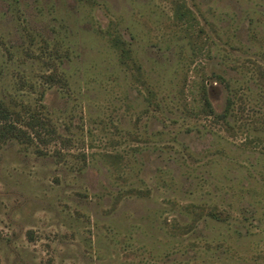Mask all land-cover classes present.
Here are the masks:
<instances>
[{
  "label": "rangeland",
  "instance_id": "374dc122",
  "mask_svg": "<svg viewBox=\"0 0 264 264\" xmlns=\"http://www.w3.org/2000/svg\"><path fill=\"white\" fill-rule=\"evenodd\" d=\"M0 95V264H264V0H0Z\"/></svg>",
  "mask_w": 264,
  "mask_h": 264
},
{
  "label": "trees",
  "instance_id": "16d2710c",
  "mask_svg": "<svg viewBox=\"0 0 264 264\" xmlns=\"http://www.w3.org/2000/svg\"><path fill=\"white\" fill-rule=\"evenodd\" d=\"M183 3V2H182ZM181 5V4H180ZM178 5L179 18L190 23L189 17L194 14L193 11L186 5V2L182 6ZM191 26V25H190ZM109 39L113 47L120 52V60L122 64L128 65L129 61L132 66V70L142 71V65L139 63L134 51L129 47V43L122 40L119 35H111ZM124 65V66H125ZM126 67V66H125ZM131 67V66H130ZM129 67V68H130ZM56 79L60 80V77ZM49 80H52L50 77ZM203 112L207 116H217L221 118L226 123L230 124L229 117L232 113L231 103L227 106L226 111L223 114L217 113L209 101V99H204ZM26 114L21 110L13 108L10 104L6 103L0 95V141L5 142L11 139H16L23 144H39L38 141L44 144L53 142L55 139L59 138V133L57 128L52 124V119L49 118L42 111H28L24 110ZM27 118L26 120L24 118ZM133 194H141L142 192L131 191ZM183 211L193 216V223L190 224H180L178 222L174 223L172 228L174 230L182 232H191L195 228V224L198 218L205 216H212L218 221H223L227 219L222 212L218 211L216 208L206 209L200 205L187 204L182 207ZM200 210V212H198Z\"/></svg>",
  "mask_w": 264,
  "mask_h": 264
}]
</instances>
